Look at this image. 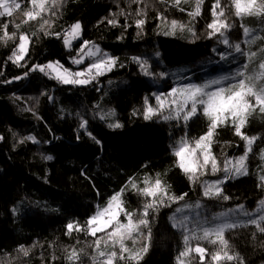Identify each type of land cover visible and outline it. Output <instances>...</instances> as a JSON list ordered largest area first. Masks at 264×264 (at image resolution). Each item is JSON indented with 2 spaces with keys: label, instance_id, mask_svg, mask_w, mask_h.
I'll return each instance as SVG.
<instances>
[{
  "label": "trees",
  "instance_id": "trees-1",
  "mask_svg": "<svg viewBox=\"0 0 264 264\" xmlns=\"http://www.w3.org/2000/svg\"><path fill=\"white\" fill-rule=\"evenodd\" d=\"M18 2L21 9L14 10L12 16L0 17V264H94L93 257L104 259L94 250L97 238L102 239L101 249L115 250L119 255L118 245L103 243L106 233L97 232L96 237L88 234L87 220L106 207L114 194H119L125 208L139 218L151 198L139 194L138 189L146 186V180L154 183L156 179L171 194L188 195L170 207L149 210L150 239L146 238L148 229H142L144 235L134 233L132 239L124 241L132 251L146 243L150 245L140 264H200L199 254L194 251L187 258L180 257L185 249L184 232L173 228L169 219L177 208L187 210L186 205L192 207L196 202L202 205L195 208L198 214L176 215L187 216L189 228L195 229L197 235L203 234L200 226L208 225L199 222L243 205V211L249 214L240 223L242 227L225 230L227 250L238 254L244 264H264V233L247 223L264 216V188L257 187L264 183V114L256 109L242 129L257 139L246 159L248 174L221 185L230 198L227 201L204 198L200 183L189 180L174 155L173 145L179 144L182 137L187 135L194 147V141L207 131L209 122L202 109L187 123L163 119L169 108H164L163 114L144 118L145 98L156 108L155 96L166 94L171 88L179 89L191 81L201 84L207 81L204 76L235 73L245 62L249 64V74L259 75L258 65L264 59V13L237 18L231 0H221L232 25L226 33L232 45L229 47L220 43L218 36L208 38L214 0H202L201 14L195 19L189 13L195 10L196 0H181L179 7L173 6L175 0H60L58 8L53 0H48V11L35 19L24 15L32 5L24 0ZM158 14L164 19H158ZM112 19L118 21L117 26L107 22ZM138 19L145 20L142 28L136 27ZM172 20L177 21V28L170 31ZM77 21L81 22L82 31L69 49L64 44L65 31ZM4 24L8 25L11 39L5 36ZM242 24L250 30L247 38ZM179 25H184V29ZM54 33H59L60 38ZM21 34L29 37L28 55L20 61L23 67L9 60ZM84 41L92 42L101 53L87 56L85 52L91 45L85 47L80 52L83 63L74 64L72 58H79L77 53ZM236 43L242 51L256 52L257 56L249 61L247 56L236 53ZM216 50L231 55L221 60ZM104 54L118 58L117 65L93 76L86 86L64 85L38 70L28 71L33 64L48 62H59L72 72L81 71ZM132 56L147 60L149 71L159 75L145 77L132 62ZM18 76L21 79H13ZM9 80L12 82L6 83ZM170 99L179 104L183 97L180 93L165 96V100ZM105 114L112 115L100 119ZM82 119L87 120L84 129L80 127ZM115 122L122 127H108ZM28 135L39 142L19 143ZM212 141L211 152L221 169L227 160L245 152V142L234 135L231 124L221 125ZM49 155L52 160L45 159ZM224 176L223 171H218L215 175H201L200 180L216 181ZM133 183L136 188L131 186ZM119 220L127 223L124 213ZM68 223L74 224L70 234ZM77 225L85 230L76 231ZM260 226L264 227V221H260ZM197 244L207 250L205 264H239L238 260H212V253L220 249L215 235L208 240H190L191 247ZM113 264L135 262L117 259Z\"/></svg>",
  "mask_w": 264,
  "mask_h": 264
},
{
  "label": "snow or ice",
  "instance_id": "snow-or-ice-1",
  "mask_svg": "<svg viewBox=\"0 0 264 264\" xmlns=\"http://www.w3.org/2000/svg\"><path fill=\"white\" fill-rule=\"evenodd\" d=\"M48 0H24V3H30L32 9L30 11H25L24 15L29 19H35L37 16H40L42 13L48 11L45 5ZM133 2H138V0H133ZM202 0H196V8L193 12H190L189 15L195 19V17L201 14L200 5ZM181 0H175V7H179ZM53 5L57 8L60 5V0H53ZM231 5L234 8V14L237 18H243L244 16H260L264 13V0H260L258 3L257 0H231ZM22 4L18 0H0V17L2 16H12L13 11L21 9ZM181 11H184L183 8H180ZM55 15V12L52 13ZM140 10L137 11V15H140ZM211 15L213 17L212 21L208 23L207 27L210 30L208 32V38L211 39L213 36H218L219 42L232 47L230 44V38L226 35L230 31L232 25L228 22V15L226 14L225 7H221V0H214V3L211 8ZM158 19H164V17L158 14ZM109 24L117 26L118 21L115 19L108 20ZM45 24H49L48 20L44 21ZM136 27L142 28L145 23L144 19L136 20ZM264 23V20H262ZM5 30V36L11 39V36H8V25H3ZM43 27V25H42ZM181 30L184 29V25H179ZM245 37L249 34V28L241 25ZM177 28V21L172 20L170 25V31ZM189 32H193L192 28L187 29ZM82 31L81 22L77 21L74 23L70 30L66 32L64 38V44L67 48L71 49V43L68 39L69 36L73 40L78 38V33ZM165 35L168 33L165 32ZM193 34H195L193 32ZM45 35H50V33L45 32ZM54 35L59 39L60 34L54 33ZM28 43L29 37L26 34L19 35V44L16 48L13 49L12 55L9 57V60L12 63L16 64L19 67L24 65L20 61L24 60L25 56L28 55ZM89 48L87 56L97 57L101 53V49L92 44V42L84 41L80 47V50L77 53L79 58H72L74 64L83 63L84 57L80 56V52H83L85 47ZM94 48V51L92 50ZM235 52L240 55L247 56L248 60L251 61L257 56L256 52H244L241 49L239 43L234 45ZM221 60H227L231 53H225L220 50H216ZM157 56L160 53H156ZM116 57L107 56L104 54L103 58H97L93 63L88 65L87 68L81 71L72 72L67 68H64L59 62H48L46 64H33L28 71H40L48 76L49 79H55L58 82L64 85H78L86 86L92 82L93 70H95L94 75L100 76L104 73L105 69L111 70L117 65ZM232 59L235 60V56H232ZM131 60L133 63L138 65V70L145 77H152L159 75L157 73L149 71V64L147 60L141 59L139 56H132ZM123 67V65H120ZM260 71L259 75L249 74L248 68L249 64L247 62L240 65V67L235 71V73H230L228 75H221L215 78H211L201 84H187L181 88H171L166 94H157L155 99L158 104V108H153L149 105V101L145 98V113L144 118L147 120L152 115L157 113L163 114L164 105H165V96H175L177 93H180L183 97L182 101L177 104L175 100L170 103L168 115H164L163 119L170 120L176 119L177 121L183 120L185 123L191 118L197 116L202 109L203 115L208 119V128L207 131L194 141V147L190 146L189 138L187 135L181 138V141L177 145H173L174 155L178 158L177 164L178 167L188 175V178L193 183H200L202 188V195L206 199H223L227 201L230 199L227 195L224 194L221 187L222 184L227 183L228 179L239 177L242 175H247L246 159L248 154L252 151V146L254 140L257 137H249L245 134L242 129L245 127L246 123L249 120V117L252 116L256 109L259 110L260 114H264V59L258 65ZM28 75V72L24 74ZM161 78H164L161 76ZM13 79L19 80L21 77H14ZM230 81V82H228ZM12 81H6V83H11ZM227 82V83H226ZM52 99V97H49ZM173 105L175 106L173 108ZM112 114L101 115L100 119L104 120L107 116ZM231 126L234 128V135L240 137L242 141L245 142L244 148L245 152L239 157L229 159L226 161L223 169L220 168L217 159L211 152L212 138L216 134V130L221 126ZM87 120L82 119L80 127L82 129L86 128ZM109 128H120L122 125L119 122L109 123ZM91 136V133H89ZM94 138V137H93ZM3 139V137H0ZM95 139V138H94ZM79 136H77V141ZM25 141H30L32 143H38L34 136L28 135L19 140V143L23 144ZM96 143H100L99 140H96ZM261 154L264 156V149H261ZM46 160H52L51 155L45 157ZM186 161H189L186 163ZM231 165V167H229ZM210 166V169H209ZM218 171H223L225 176L216 181H201V175H215ZM264 181V176L261 177ZM145 187L143 189H138V193L151 198L144 205V210L140 214L139 218H134V213L129 212L125 208V202L120 198L119 194H114L111 196L108 205L102 209H99L93 216L89 217L87 220V232L89 235L96 237L97 232H105L106 235L103 238V243L108 244L109 241L112 242L113 247L116 245L119 246V255L115 250L107 252L101 249L100 245L102 243L101 238H97L95 243V251L98 253L99 257H103L102 260H97L96 257H93L94 264H113L114 260H127L129 262H135V264H140V261L143 259V256L147 254L150 245L144 244L142 248L138 251L130 250L124 243L127 239H132L133 234L144 235L142 229H148L146 238L150 239L151 237V223L148 219L149 210L155 212L157 208H167L170 207L172 203L178 201H183L188 195L187 193H182L179 196L171 194L166 185L162 183L160 179H156L153 182L145 181ZM133 188L137 186L133 183L131 185ZM257 187L264 188V183L258 184ZM123 191V190H122ZM186 207H191V205H186ZM196 209L202 207L200 202H196ZM243 205L238 206V210H242ZM182 209L177 208L175 213L169 217L172 223V227L178 230L182 229L184 232L183 241L185 249L180 252V257L187 258L189 257L190 252H195L199 254L200 264H205V255L207 250L204 247H201L197 244L195 247L190 246V240H208L210 236L215 235L218 238L220 249L217 252L212 253L213 261H221L226 259L227 261L238 260L239 264H244L243 260L238 256V254H230L227 250L229 245L228 241L224 238L225 230L233 229L236 227H242L243 225L237 224L235 221L227 222L221 221L220 223L212 224L211 221H208L209 226H200L202 228V235H197L195 229L189 228L187 216L180 218L176 213H180ZM123 212L127 223H121L119 220L120 213ZM248 215L249 213H244ZM223 215V214H222ZM219 217H213L212 220H218ZM260 221H264V216H260L259 219L252 218L247 223L256 225L261 233H264V227L260 226ZM67 234H70L74 228L73 223H68L66 225ZM108 228H111V231H107ZM76 231H84L85 229L80 226H75ZM191 232V235L189 233ZM212 244H216L217 240H210ZM127 253V256H125ZM27 255V252H25ZM75 256V253H73ZM73 256H70L71 260ZM78 259V257H76ZM181 264H185L184 261H181Z\"/></svg>",
  "mask_w": 264,
  "mask_h": 264
},
{
  "label": "rangeland",
  "instance_id": "rangeland-1",
  "mask_svg": "<svg viewBox=\"0 0 264 264\" xmlns=\"http://www.w3.org/2000/svg\"><path fill=\"white\" fill-rule=\"evenodd\" d=\"M1 11H2V9H1ZM28 18V17H27ZM71 28V27H70ZM80 38V33H78V38L77 39H75V40H73L72 39V37L71 36H69L68 37V39H69V41H70V43L71 42H74V41H76V40H78ZM93 50V49H92ZM88 51H89V49L88 50H86V55H87V53H88ZM94 51V50H93ZM95 71V70H94ZM207 80H209V79H211V78H215L214 76H204ZM218 77V76H217ZM187 84H195V82H193V81H191V82H189V83H187ZM166 102H165V105H164V108L166 109V108H169V106H170V103L173 101V99H170V102L168 101V100H165ZM156 108H158V104H157V107ZM193 147V146H192ZM187 162H189V161H186V163ZM229 167H231V165H229ZM195 205L194 206H192V207H189L187 210H182L180 213H178V214H182V215H185L187 212H189L190 214L189 215H192V216H194V214L196 215V214H198V211H196L195 210ZM123 212H121L120 213V215H119V217L121 216V214H122ZM244 213H247L246 211H243V209L242 210H238V208L236 207L235 209H233V210H230V211H228V212H226V213H223V215L221 214V215H219L218 217H219V219L218 220H209V221H211V223L212 224H215V223H220L221 221H227V222H233V221H235L237 224H240L241 222H242V220L245 218V214ZM262 214H264V213H262ZM199 223H208V221L207 220H205V221H203V222H199ZM126 224V223H125ZM206 226H209V224L208 225H206ZM205 226V227H206ZM107 231H111V228H108L107 229ZM103 233H105V232H103Z\"/></svg>",
  "mask_w": 264,
  "mask_h": 264
},
{
  "label": "built area",
  "instance_id": "built-area-1",
  "mask_svg": "<svg viewBox=\"0 0 264 264\" xmlns=\"http://www.w3.org/2000/svg\"><path fill=\"white\" fill-rule=\"evenodd\" d=\"M67 31H69V30H66V31H65V34H66ZM11 55H12V54H11ZM11 55H10V56H11ZM94 72H95V71L93 70V76H95V75H94Z\"/></svg>",
  "mask_w": 264,
  "mask_h": 264
}]
</instances>
